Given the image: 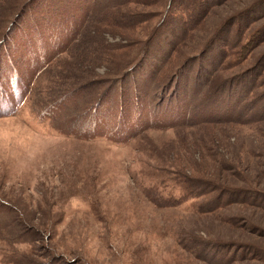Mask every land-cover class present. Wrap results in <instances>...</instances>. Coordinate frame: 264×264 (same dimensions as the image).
Wrapping results in <instances>:
<instances>
[{"label": "rangeland", "instance_id": "rangeland-1", "mask_svg": "<svg viewBox=\"0 0 264 264\" xmlns=\"http://www.w3.org/2000/svg\"><path fill=\"white\" fill-rule=\"evenodd\" d=\"M0 264H264V0H0Z\"/></svg>", "mask_w": 264, "mask_h": 264}]
</instances>
